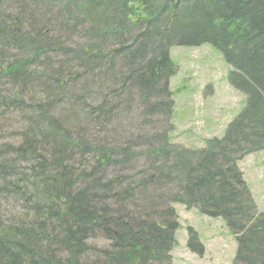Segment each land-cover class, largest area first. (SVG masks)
Here are the masks:
<instances>
[{
	"label": "trees",
	"instance_id": "trees-1",
	"mask_svg": "<svg viewBox=\"0 0 264 264\" xmlns=\"http://www.w3.org/2000/svg\"><path fill=\"white\" fill-rule=\"evenodd\" d=\"M32 1L0 0V264H167L179 224L155 197L169 184L223 221L232 264H264V212L237 167L264 152V0ZM203 45L245 107L190 150L170 144L171 124L155 134L152 117L171 118L170 48ZM131 111L150 135L119 125ZM134 195L151 204L140 219L108 206Z\"/></svg>",
	"mask_w": 264,
	"mask_h": 264
},
{
	"label": "rangeland",
	"instance_id": "rangeland-1",
	"mask_svg": "<svg viewBox=\"0 0 264 264\" xmlns=\"http://www.w3.org/2000/svg\"><path fill=\"white\" fill-rule=\"evenodd\" d=\"M29 2L30 5L35 1L29 0ZM44 4L52 9L48 1H44ZM169 55L177 66L175 75L169 80V88L174 92L172 98L174 105L169 121L167 117L168 123H165V117H152L154 121L158 120L154 133L163 134L171 124L173 130L168 135L170 144L190 150L203 148L207 139L224 136L231 122L244 110L245 96L227 81L229 66L222 55L212 47H172ZM80 120L81 118H78L77 124L74 125L81 124ZM144 120V115L138 118L133 111L127 115L118 113L117 118L119 125L133 136H136L140 129L144 130L146 135L152 133L146 127L141 128ZM115 124L117 123L112 125ZM1 126L4 127V124L0 123ZM171 163L166 169L171 170L174 161L172 160ZM145 166L144 163L136 165L135 171H146ZM237 167L253 198L256 211L264 212V152L246 154L238 161ZM167 187L168 189H164L162 193L163 197H155L160 203L164 198L170 201L167 202V207L173 210L179 224L167 264H232L236 243L223 221L220 218L205 216L195 208L180 204L182 193L177 191L173 184ZM154 192V195H161L158 189ZM113 202L112 205H108L110 208L117 210L121 206L131 216L139 219L138 212L135 213L136 207L143 206L142 210L151 205L150 201L142 203L137 195L127 199L126 202L118 203L116 199ZM188 229L197 237L192 243H189ZM88 244L99 248L107 243L102 238H96L90 239ZM90 260L92 261V258Z\"/></svg>",
	"mask_w": 264,
	"mask_h": 264
}]
</instances>
